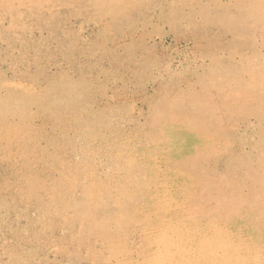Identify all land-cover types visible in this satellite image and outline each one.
I'll return each instance as SVG.
<instances>
[{
  "label": "rangeland",
  "instance_id": "rangeland-1",
  "mask_svg": "<svg viewBox=\"0 0 264 264\" xmlns=\"http://www.w3.org/2000/svg\"><path fill=\"white\" fill-rule=\"evenodd\" d=\"M121 1L0 0V101L39 104L26 107L28 119L0 116V264H264V212L241 211L264 189V117L251 107L264 102V86L249 91L264 78V16L246 22L241 15L240 5L254 0ZM233 23L242 27L231 29ZM225 71L237 73L232 85L222 81L206 92L200 79ZM55 81L80 97L74 110L63 111L62 125L39 108L51 101ZM213 114L232 145L211 160L199 144L192 148L194 135L181 118L199 115L198 126ZM209 127L203 136L215 132ZM34 130L40 136L28 143ZM55 138L69 147L57 151ZM39 151L55 159L47 166L33 160ZM229 153L250 169L237 161L231 174ZM184 161H192L196 179L186 177ZM61 174L70 187L76 182L72 194L58 186ZM222 178L235 182L238 199ZM204 181L229 194L212 189L211 197ZM83 187L110 204L95 214L96 228L66 223L74 213L61 201L83 204ZM50 202L57 203L52 213ZM235 206L242 209L231 215ZM253 218L262 221L255 226Z\"/></svg>",
  "mask_w": 264,
  "mask_h": 264
},
{
  "label": "bare ground",
  "instance_id": "bare-ground-1",
  "mask_svg": "<svg viewBox=\"0 0 264 264\" xmlns=\"http://www.w3.org/2000/svg\"><path fill=\"white\" fill-rule=\"evenodd\" d=\"M105 1V0H104ZM109 1V0H108ZM123 1H125V0H123ZM119 2L121 3L122 1L121 0H119ZM107 3V2H106ZM118 3V2H117ZM120 3H118V4H120ZM112 4V3H111ZM115 4V3H114ZM253 4H255L256 5V8L254 7V5ZM136 5V4H135ZM264 6V0H254V1H245L242 5H240V7H241V9H242V13H241V15L245 18V20H247L246 22H249L250 20H259L260 21V19H261V17H263L264 16V13L260 10V8H258L257 9V6ZM116 7V6H115ZM120 8V7H119ZM137 8H138V6H137ZM116 9V8H115ZM118 9V8H117ZM229 9H231V8H229ZM229 9H227L228 10V12H230L229 11ZM226 10V11H227ZM258 10V11H257ZM225 11V12H226ZM227 12V13H228ZM230 14V13H229ZM38 15V14H37ZM225 15H226V13H225ZM240 15V14H239ZM54 16V15H53ZM225 18V17H224ZM223 20V19H222ZM225 20L228 22V23H232V16L230 15V16H228V17H226L225 18ZM235 20V19H234ZM236 22V21H235ZM223 23V22H222ZM229 27L231 28V29H239L240 27H242V25H237V23L236 24H229ZM231 29H230V31H231ZM242 29V28H241ZM223 30H225V28L223 29ZM247 30V29H246ZM246 30L245 31H243L244 33L246 32ZM225 31H228L227 29L225 30ZM239 30H237V32H238ZM248 31V30H247ZM251 31V30H250ZM250 31H249V33H250ZM243 32H242V34H243ZM232 33V32H231ZM234 33V32H233ZM232 33V34H233ZM239 33H241V32H239ZM248 33V32H247ZM246 33V34H247ZM234 34H236V32L234 33ZM248 35V34H247ZM237 38H238V36H237ZM238 40V39H237ZM261 60V59H260ZM230 71H225V72H223L221 75H216V73H213V72H211L210 73V75L207 77V78H203V79H200V81H203V83H205V86H204V90L206 91V92H208L210 89H217V88H219V86L222 84V81H223V83H224V85L225 86H227V87H229V86H231L232 85V82L234 81V78H235V76H237V73L236 74H233V73H229ZM258 76H255L254 78H257ZM259 78V77H258ZM235 82H237L236 80H235ZM202 83V84H203ZM238 83V85H240V83H239V81L237 82ZM264 84V78L263 79H259V80H257V81H254V85H250L252 88L251 89H249V91H250V93H253V92H258V90H260V89H262V87L264 86L263 85ZM57 85V86H56ZM60 88L61 87V85H60V82H57V81H55L54 82V84H53V86H52V89H50V92L49 93H47V96L48 97H51L52 96V98H51V101H48V102H46V104L44 105V104H40V107L39 108H41L43 111H45L44 113L47 115V117L50 119V121L52 120H54L55 121V124H58L59 125V123L58 122H61V119L60 118H62V113H63V111H68V110H70L71 109V111L72 110H74L75 109V107H76V100H77V98H79L80 99V97L78 96V95H75V98L70 94V89L67 87V88H65L64 87V85L60 88L61 90H60V92L62 93V94H60L61 95V97L60 96H57V97H54L53 95L55 94L54 93V91H56V88ZM70 87V86H69ZM65 88V89H64ZM240 88V87H239ZM69 89V90H68ZM248 89V88H247ZM249 93V94H250ZM189 95V94H188ZM251 95V94H250ZM76 96H78L77 98H76ZM61 98V100H59V98ZM181 97V96H180ZM196 97V96H195ZM192 101H193V99H192V97H189ZM38 99V98H37ZM37 99H33V100H21V99H16V97H13V96H9V99H6V100H3V101H0V116H2L3 114H5V113H12V114H15L14 116H16L17 114L19 115V117L20 118H25V119H28V118H26V116H30V115H28V113H27V111H26V107L28 106V105H30V104H33V105H35V103H37L38 104V102H36L37 101ZM76 99V100H75ZM179 99V98H178ZM40 100H41V98H40ZM181 100V99H180ZM192 101H191V103H192ZM43 102V101H42ZM41 102V103H42ZM194 102V101H193ZM59 104H60V106H59ZM39 105V104H38ZM62 105V106H61ZM176 106H179L178 107V109H179V112H182V113H184L185 111H187V109H180L181 107H183V106H181V104H180V102L179 101H177V103H176ZM191 106V105H190ZM193 106V105H192ZM61 107V108H60ZM198 107V106H197ZM197 107H193V108H196V109H192V114H194V113H200V110L201 109H199V107L197 108ZM252 107V109L254 110V113L255 114H257L258 116H259V118H263L264 117V115H262L261 113H264V102L263 103H261L259 106H256V107H254L253 108V106H251ZM55 108H57L58 109V111H56L57 109H55ZM191 108V107H190ZM40 109V112L42 111ZM184 111V112H183ZM69 112V111H68ZM186 113L187 112H185V114H183V115H186ZM11 114V115H12ZM42 114V113H41ZM44 114V115H45ZM259 114H261V116L259 115ZM6 116H7V114H5ZM57 115H59V116H57ZM195 115V114H194ZM10 116V115H9ZM199 116V115H198ZM197 116V117H198ZM206 116H208V114L206 115ZM214 116H215V114H213V117H206V118H203L202 120H200L199 118H198V120H200L201 122H199V123H201L202 125H198V126H194V122L196 121V118H190V116H189V118H187L186 116V118H181V122L183 123V124H185V125H187L188 126V128H187V130H188V132H187V134H189L190 136H191V133L194 135V138L192 139L191 138V145H192V148H194V146L195 145H198L199 147H200V149H203V148H205V150H206V152H203L202 153V157L203 158H209V157H211V160L212 159H215V158H217L218 156H216V154H221V153H223V152H225V153H228L229 152V149H227V148H230V146L232 145V141L231 140H229V138H227L226 136H225V134H223L222 132H218L217 130H219L220 129V126L218 127V122H217V118H214ZM56 118H58V119H56ZM74 118H79V117H77V113H76V115L74 116ZM24 119V120H25ZM65 119V118H64ZM197 120V121H198ZM160 121H161V123H162V126L164 127V128H166V127H169V125L168 124H166L164 121H163V118H160ZM169 122V121H168ZM198 123V122H197ZM61 125L63 124L62 122L60 123ZM184 125V126H185ZM213 126V129L212 128H210L209 126ZM182 126V125H181ZM204 126H206V127H209L210 129H212L213 131L215 130V132H211V134L210 133H208V135L206 136V135H202V133H204L203 132V127ZM183 127V126H182ZM195 127H197L196 128V130L194 129ZM65 128V127H64ZM70 129V128H69ZM199 129V130H198ZM205 129V128H204ZM207 129V128H206ZM209 129V130H210ZM14 130V132L16 131L15 129H13ZM21 128H19V131L18 132H20L19 133V135H22V133H23V131L24 130H22ZM67 130H68V128H67ZM211 130V131H212ZM33 131V130H32ZM170 131V130H169ZM200 131V132H199ZM207 131V130H206ZM205 131V132H206ZM176 132V131H175ZM179 132V131H178ZM16 134H17V131L15 132ZM167 133V132H166ZM165 133V134H166ZM200 133V134H199ZM33 136L31 137V138H28V140H29V142L28 143H35V141H36V139H37V137L38 136H40V132L38 131V130H34V132H33ZM62 134H65V133H62ZM182 135V134H181ZM65 135H61V138H63ZM176 137H177V134L175 135ZM206 136V137H205ZM175 137V138H176ZM185 137H188L187 135H182V140L183 139H185ZM163 138V137H162ZM83 139H86L85 137L83 138L82 137V140ZM164 139V138H163ZM163 139H159V141L161 142V143H163L162 142V140ZM50 140V139H49ZM165 140V139H164ZM181 140V141H182ZM27 141V137H22L21 138V141H20V143H25ZM64 141H65V137H64ZM67 143V144H66ZM65 144H64V146L62 145V146H59V141L55 138V140H54V143H53V145H52V147H54L57 151L59 150H64V148H66V146H68V145H70V142H66ZM186 143V142H185ZM182 143H180V145H181ZM184 144V143H183ZM222 145L223 146V150L222 151H220V150H217V148H216V146L217 145ZM179 145V144H178ZM182 146V145H181ZM69 147V146H68ZM192 148H190V150L192 149ZM196 148V147H195ZM195 148H194V150H195ZM198 148V147H197ZM196 148V151L197 150H200L199 148L197 149ZM196 151H195V154L194 153H192V150H191V153L193 154V159L195 158V156L197 157V159L199 160V156H198V152H197V154H196ZM73 152H75V150L73 151ZM185 152V151H184ZM76 153V152H75ZM39 154V156L38 157H34V159L33 160H36V161H38V162H41V163H43L45 166H47V162H49V161H53L54 159H55V156H52L51 155V157L53 158H51L50 157V155L49 154H47V153H45L44 151H39L38 153H37V155ZM229 155H230V159H229V162H228V164H227V170L231 173V174H234V172L235 171H232V169H234L233 167V165L235 164L236 165V163H237V161H240V158H238L237 160H236V157L235 156H233V155H231L230 153H229ZM188 156H190L189 154H188ZM185 157H186V155H185ZM191 157V156H190ZM189 157V158H190ZM199 157V158H198ZM213 157V158H212ZM193 159H191V160H193ZM196 159V158H195ZM194 159V160H195ZM201 159V158H200ZM32 160V161H33ZM187 161H188V159H186ZM207 160V159H206ZM190 161V160H189ZM197 161V160H196ZM200 161V162H199ZM198 161V165H199V163H201L202 161L201 160H199ZM209 161V160H208ZM194 162V161H193ZM242 164H240V165H242V167L243 168H248V169H250V164H245L244 163V160H241L240 161ZM184 163H185V161H184ZM195 163V162H194ZM186 164H187V168L185 167V171H186V169L188 170L189 169V167L192 169V166H193V163H192V161H191V165L190 164H188V163H185V164H183V165H185L186 166ZM182 165V166H183ZM197 165V164H196ZM259 167H263V164H262V162H258V164H257ZM197 167V166H196ZM194 169V168H193ZM192 169V170H193ZM197 169H199V167H197ZM188 172H190V170H188V171H186L185 172V174L186 173H188ZM193 172V171H192ZM196 172H198V170L197 171H195L194 173H196ZM191 173V172H190ZM187 174V175H189V176H186L188 179H189V177H193V175H192V173L191 174ZM67 175V174H66ZM192 175V176H191ZM197 176H198V174H196ZM72 178V177H71ZM193 178H195L196 179V176H194ZM200 179H203V180H205L203 177H199ZM206 178V177H205ZM68 179V178H67ZM74 179H75V177H74ZM74 179H72L74 182H75V180ZM207 179V178H206ZM199 180V179H198ZM196 181V180H195ZM260 180H257V181H255V184H258V183H260L259 182ZM263 181V180H262ZM36 181H34L33 179H31L30 181H28L27 182V188H29V190H30V193H31V195H34V189H36V183H35ZM58 186H61V187H66L67 188V190H68V192H69V194H72V190H75V189H77V187L78 186H76V182H75V186H73V187H70V184H71V181L69 180L68 181V183H70V184H67L66 183V181H65V174H61L60 175V177H59V179H58ZM203 182V181H202ZM201 182V183H202ZM221 183V185H222V187L224 186V185H226L227 186V188H223L225 191H229L230 189H232L234 186H235V182H227V180L225 179V178H222L220 181H219V184ZM203 184V183H202ZM204 184H205V181H204ZM208 184H209V182H208ZM188 185V184H187ZM262 185H264V183L262 184ZM205 186H206V184H205ZM207 186H209L210 188H211V190H209L207 193H208V195L210 194V196L212 197V192H218V193H220L221 195H223V196H226V195H228L229 193L228 192H222L221 191V189L219 190L218 189V186L217 187H214L215 186V184H214V182H212L211 183V185H207ZM206 186V187H207ZM212 187H214V188H212ZM263 188H264V186H263ZM262 188V189H263ZM212 189H216V191H212ZM237 188L236 187H234V189L233 190H231V192H230V195H232V197L233 198H235L236 197V199H238L237 198V194H238V191L236 190ZM81 191H82V195H81V198H82V200L84 201V203L83 204H79V203H76V202H73V201H71V200H64V201H61L62 203H63V205H62V208H63V210L64 211H73V213H74V219L73 220H71V221H67L66 223H68V225H71V224H74V223H76V222H82L83 224L84 223H86V224H89V225H93V228L95 227H97V225H98V223H97V221H96V217H95V214H99V212H102L103 210L104 211H106L107 209H109V206H110V204L108 203V201L106 200V202H101V200H99V202H97V200H98V198H97V200H96V196H94L93 194H96V192L93 190V189H91V187H83L82 189H81ZM56 192V190H50L49 191V195H51V197H53L54 199H55V201H58V202H60L59 201V199H57V197H58V195H60V193H55ZM63 192V191H62ZM208 195H207V197H208ZM63 196H65V195H63ZM205 197V196H204ZM253 197V196H252ZM251 197V198H252ZM253 198H255V201H256V203H251V204H248L246 207H244L243 208V210H241V211H243L244 212V210H245V212L247 211V212H255L256 211V209H254L255 207L257 208V209H259V211L262 213V212H264V189H263V191H262V193H260V194H257V195H255ZM204 199H208V198H204ZM235 199V200H236ZM231 200V199H230ZM66 201H68V202H66ZM232 201H234V200H232ZM101 202V203H100ZM52 203V204H51ZM256 205V206H255ZM52 206H55L54 207V210L56 209V206H57V203L55 202V203H53V202H50V205H49V207L47 208V210H48V213H52L53 212V210L52 209H50ZM82 206H84V208H86V209H88V210H86L85 212H83L81 209L83 208ZM47 207V206H46ZM50 209V210H49ZM240 209H242V208H237V206H235V208H231L230 209V212H231V215L232 214H234L236 211H238V210H240ZM57 210H58V208H57ZM244 212V213H245ZM252 212V213H253ZM243 213V214H244ZM254 214V213H253ZM57 215V214H56ZM255 215V214H254ZM263 216H264V214H263ZM262 216V217H263ZM254 219V218H253ZM118 220H119V216H118ZM259 220H261V218L260 219H254V222H253V225H255V226H258L259 225V223H261V222H258ZM262 221V220H261ZM119 223V222H118ZM215 227V226H214ZM200 235V234H199ZM167 236V235H166ZM205 236V235H204ZM189 240V239H188ZM168 241V240H167ZM202 241H204V239L202 240ZM173 242V241H172ZM204 243V242H203ZM207 243H209V242H207ZM206 242H205V244H207ZM165 244V243H164ZM204 245V244H203ZM213 245V244H212ZM207 246H209V244L207 245ZM218 246V245H217ZM216 246V247H217ZM190 248V247H189ZM225 249V248H224ZM182 250V249H181ZM214 250V249H213ZM186 251H187V249H186ZM224 252V251H223ZM198 253V252H197ZM235 253V252H234ZM178 254H180L179 252H178ZM170 258V257H169ZM210 258V257H209ZM237 259V258H236ZM153 260V259H152ZM194 260V259H193ZM192 260V261H193ZM242 260V259H241ZM165 261V260H164ZM225 261V260H224ZM158 262H159V260H158ZM197 263V262H196ZM151 264V263H150Z\"/></svg>",
  "mask_w": 264,
  "mask_h": 264
}]
</instances>
